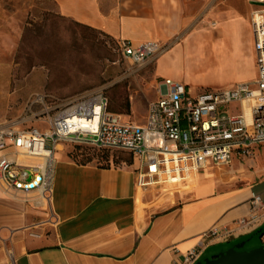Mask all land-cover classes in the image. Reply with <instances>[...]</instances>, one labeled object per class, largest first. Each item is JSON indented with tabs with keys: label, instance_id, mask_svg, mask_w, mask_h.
Returning <instances> with one entry per match:
<instances>
[{
	"label": "crops",
	"instance_id": "0c3cea01",
	"mask_svg": "<svg viewBox=\"0 0 264 264\" xmlns=\"http://www.w3.org/2000/svg\"><path fill=\"white\" fill-rule=\"evenodd\" d=\"M216 1L53 0L61 17L111 39L166 46L154 63L155 76L184 84L192 95L202 91L187 80L180 58L194 57V38L207 47L222 46L233 63L234 78L217 90L256 78L250 27L255 0H227L222 6ZM204 16L215 26L194 31V22ZM180 42L185 46L179 48ZM60 147L47 207H35V192L13 197L0 189V264L180 263L190 250L201 249L202 258L264 226V177L255 180L263 168L240 173L233 164L252 158L233 159L234 168L209 166L195 174L191 188L162 194L166 185L141 190L127 161L77 163ZM253 195L260 198L256 208ZM240 219L249 224L240 226ZM212 227L231 235L209 241L204 234Z\"/></svg>",
	"mask_w": 264,
	"mask_h": 264
},
{
	"label": "built area",
	"instance_id": "2783aa9c",
	"mask_svg": "<svg viewBox=\"0 0 264 264\" xmlns=\"http://www.w3.org/2000/svg\"><path fill=\"white\" fill-rule=\"evenodd\" d=\"M255 2L263 7L250 16L254 81L192 95L184 84L162 79L142 124L124 121L111 112L103 89L65 102L35 95L21 115L0 122L2 192L13 197L35 192V207H47L61 145L128 154L141 190L185 185L209 166L253 158L254 151L264 145V0ZM118 46L123 57L138 65L167 50L155 42L133 45L119 40ZM259 204V196L253 195V208ZM238 224L246 226L249 220L240 219ZM230 235L227 229L212 227L204 238L224 240ZM201 253V249L190 250L180 263L173 264H195Z\"/></svg>",
	"mask_w": 264,
	"mask_h": 264
},
{
	"label": "rangeland",
	"instance_id": "374dc122",
	"mask_svg": "<svg viewBox=\"0 0 264 264\" xmlns=\"http://www.w3.org/2000/svg\"><path fill=\"white\" fill-rule=\"evenodd\" d=\"M226 1L218 0L215 5L222 6ZM251 5L263 7L255 1ZM214 22L204 16L194 22V31L213 28ZM182 45L185 43L180 42L179 48ZM155 61L143 65L132 63L119 51L117 40L61 17L53 0H0V122L21 115L35 95L65 102L85 92L103 89L110 100L111 112L121 115L124 121L142 124L148 104L158 96L162 80L153 72ZM180 67L187 80L194 82V89L201 91L217 90L232 81L236 72L222 46L207 47L202 38H194V57L180 58ZM63 150L76 162H104L105 155L109 161L112 155L113 159H129L120 152L103 154L93 148L72 151L64 146ZM233 164L239 166L240 173L253 171L257 165L263 171L256 174L255 180L264 177V145L254 151L251 161ZM196 177L185 185L165 186L160 193L191 188ZM261 230L264 232V226ZM257 246L259 236L255 234L244 249ZM222 247L225 246L212 248L207 256L216 254Z\"/></svg>",
	"mask_w": 264,
	"mask_h": 264
},
{
	"label": "water",
	"instance_id": "95a60500",
	"mask_svg": "<svg viewBox=\"0 0 264 264\" xmlns=\"http://www.w3.org/2000/svg\"><path fill=\"white\" fill-rule=\"evenodd\" d=\"M253 236L234 244L224 251L207 256L195 264H264V243L250 250H242L246 243L250 242Z\"/></svg>",
	"mask_w": 264,
	"mask_h": 264
},
{
	"label": "trees",
	"instance_id": "16d2710c",
	"mask_svg": "<svg viewBox=\"0 0 264 264\" xmlns=\"http://www.w3.org/2000/svg\"><path fill=\"white\" fill-rule=\"evenodd\" d=\"M79 25V24H78ZM106 94V93H105ZM107 96V95H106ZM108 97V96H107ZM108 100H109V98H108ZM109 104H110V100H109ZM110 110V109H109ZM84 149H90L89 147H85V146H73V147H71V150L72 151H78V150H84ZM71 151V152H72ZM100 152H103V154H107V152H104V151H100ZM70 153H68V155H69ZM122 154H124V153H122ZM124 155H126L127 157H129V159L128 160H125V159H113V155L111 156L112 157V162L113 163H119V162H121V161H127V162H129V164L132 162V159H131V157L129 156V155H127V154H124ZM104 162H108L109 160H108V158H107V156L105 155V160H103ZM76 162V161H75ZM89 162H92L91 160H87V161H84V162H77V163H82V164H85V163H89ZM254 234H258V236H259V238H261V236H263L264 235V233L262 232V230H260V231H256Z\"/></svg>",
	"mask_w": 264,
	"mask_h": 264
},
{
	"label": "flooded vegetation",
	"instance_id": "af4514ba",
	"mask_svg": "<svg viewBox=\"0 0 264 264\" xmlns=\"http://www.w3.org/2000/svg\"><path fill=\"white\" fill-rule=\"evenodd\" d=\"M260 239V238H259ZM246 240V239H245ZM241 241H244V240H240V241H237V242H231V241H226L225 243H223V245L225 246V247H222L221 249H219L218 250V252H220V251H224V250H226L227 248H229V247H231L232 245H234V244H237V243H240ZM264 243V241L262 242L261 240H259V245L260 244H263ZM246 245V244H245ZM245 247V246H244ZM244 247H243V249H241V251L242 250H245L244 249ZM217 252V253H218ZM210 255H212V254H210ZM210 255H208V256H210ZM203 259V257L201 258H199V260L198 261H200V260H202Z\"/></svg>",
	"mask_w": 264,
	"mask_h": 264
},
{
	"label": "bare ground",
	"instance_id": "6f19581e",
	"mask_svg": "<svg viewBox=\"0 0 264 264\" xmlns=\"http://www.w3.org/2000/svg\"><path fill=\"white\" fill-rule=\"evenodd\" d=\"M60 148V147H59Z\"/></svg>",
	"mask_w": 264,
	"mask_h": 264
}]
</instances>
